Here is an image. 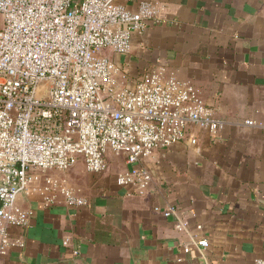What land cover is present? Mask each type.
<instances>
[{
  "label": "crops",
  "instance_id": "crops-1",
  "mask_svg": "<svg viewBox=\"0 0 264 264\" xmlns=\"http://www.w3.org/2000/svg\"><path fill=\"white\" fill-rule=\"evenodd\" d=\"M158 9L161 22L130 37L126 54L109 53L125 82L165 68L190 81L223 128L190 126L184 140L140 162L151 175L139 195L118 186L128 165L108 154L105 172L82 162L66 181L87 200L44 205L19 198L28 213L0 264H252L264 258V0H124ZM251 120L253 125H246ZM175 207L165 217L161 211ZM183 225L182 230L177 226ZM206 240L208 245H196Z\"/></svg>",
  "mask_w": 264,
  "mask_h": 264
},
{
  "label": "built area",
  "instance_id": "built-area-1",
  "mask_svg": "<svg viewBox=\"0 0 264 264\" xmlns=\"http://www.w3.org/2000/svg\"><path fill=\"white\" fill-rule=\"evenodd\" d=\"M160 22L150 1L133 11L124 0H0V259L23 246L11 237L28 222L21 196L87 204L55 171L82 162L100 174L109 153L123 156L128 168L115 183L142 195L152 179L143 159L184 140L190 126L211 136L223 128L190 81L157 67L129 85L102 53L126 54L133 33Z\"/></svg>",
  "mask_w": 264,
  "mask_h": 264
},
{
  "label": "rangeland",
  "instance_id": "rangeland-1",
  "mask_svg": "<svg viewBox=\"0 0 264 264\" xmlns=\"http://www.w3.org/2000/svg\"><path fill=\"white\" fill-rule=\"evenodd\" d=\"M102 53L104 55H108L109 56V51L108 50H102ZM69 170L70 169H68L67 171H55L53 174L58 175V176L63 177V178H66Z\"/></svg>",
  "mask_w": 264,
  "mask_h": 264
}]
</instances>
